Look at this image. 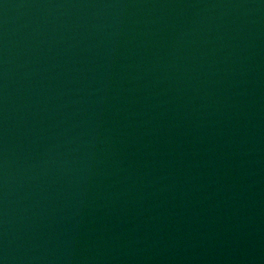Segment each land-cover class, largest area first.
I'll return each instance as SVG.
<instances>
[{
	"label": "water",
	"instance_id": "obj_1",
	"mask_svg": "<svg viewBox=\"0 0 264 264\" xmlns=\"http://www.w3.org/2000/svg\"><path fill=\"white\" fill-rule=\"evenodd\" d=\"M0 264H264V0H0Z\"/></svg>",
	"mask_w": 264,
	"mask_h": 264
}]
</instances>
